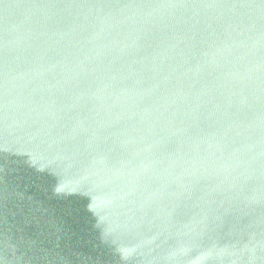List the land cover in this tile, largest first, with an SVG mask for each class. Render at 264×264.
Listing matches in <instances>:
<instances>
[{"label":"water","instance_id":"obj_1","mask_svg":"<svg viewBox=\"0 0 264 264\" xmlns=\"http://www.w3.org/2000/svg\"><path fill=\"white\" fill-rule=\"evenodd\" d=\"M0 264H264V0H0Z\"/></svg>","mask_w":264,"mask_h":264}]
</instances>
